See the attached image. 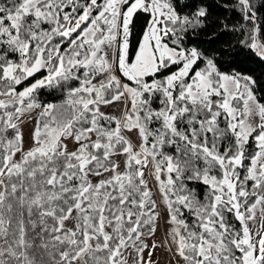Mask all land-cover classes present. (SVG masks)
I'll list each match as a JSON object with an SVG mask.
<instances>
[{
  "label": "snow or ice",
  "instance_id": "obj_1",
  "mask_svg": "<svg viewBox=\"0 0 264 264\" xmlns=\"http://www.w3.org/2000/svg\"><path fill=\"white\" fill-rule=\"evenodd\" d=\"M0 264H264V0H0Z\"/></svg>",
  "mask_w": 264,
  "mask_h": 264
},
{
  "label": "rangeland",
  "instance_id": "obj_2",
  "mask_svg": "<svg viewBox=\"0 0 264 264\" xmlns=\"http://www.w3.org/2000/svg\"><path fill=\"white\" fill-rule=\"evenodd\" d=\"M161 233H157V236H160ZM158 256L161 258V259H164V254L163 253H158Z\"/></svg>",
  "mask_w": 264,
  "mask_h": 264
}]
</instances>
